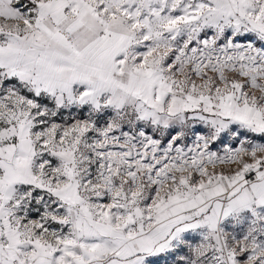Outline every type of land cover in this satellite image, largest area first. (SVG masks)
Segmentation results:
<instances>
[{
  "label": "snow or ice",
  "instance_id": "snow-or-ice-1",
  "mask_svg": "<svg viewBox=\"0 0 264 264\" xmlns=\"http://www.w3.org/2000/svg\"><path fill=\"white\" fill-rule=\"evenodd\" d=\"M0 264H264V0H0Z\"/></svg>",
  "mask_w": 264,
  "mask_h": 264
}]
</instances>
